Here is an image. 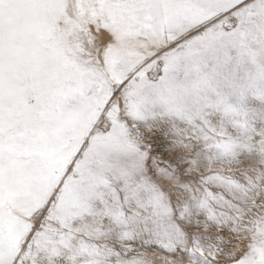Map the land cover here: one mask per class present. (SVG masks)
Wrapping results in <instances>:
<instances>
[{
    "label": "snow or ice",
    "instance_id": "obj_1",
    "mask_svg": "<svg viewBox=\"0 0 264 264\" xmlns=\"http://www.w3.org/2000/svg\"><path fill=\"white\" fill-rule=\"evenodd\" d=\"M0 264H264V0H0Z\"/></svg>",
    "mask_w": 264,
    "mask_h": 264
}]
</instances>
